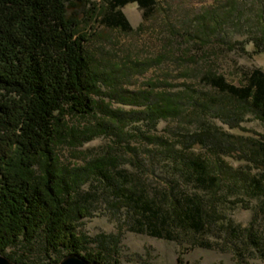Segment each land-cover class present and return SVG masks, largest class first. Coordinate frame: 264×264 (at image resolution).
<instances>
[{"label": "rangeland", "instance_id": "374dc122", "mask_svg": "<svg viewBox=\"0 0 264 264\" xmlns=\"http://www.w3.org/2000/svg\"><path fill=\"white\" fill-rule=\"evenodd\" d=\"M113 2L90 0L70 11L94 63L103 70L143 64L147 68L122 79V88L152 84L183 93L185 105L179 117L161 120L156 129L133 123L125 135L56 149L65 166L115 161L107 171L113 181L95 176L74 197L85 207L77 232L92 240L88 250L103 252L101 264H264V122L209 84L214 75L240 87L249 71L264 72V0H155L147 11L131 3L122 9L132 28L127 32L105 22ZM89 119L67 117L78 127ZM204 130L218 134L222 146L187 148V136ZM198 162L205 164L207 186L216 179L213 188L199 184L193 172ZM190 203L201 208L199 229L186 211ZM139 205L168 218L167 237L150 235ZM101 235L111 239L103 250ZM8 253L24 254L25 264H55L68 255L47 253L43 237Z\"/></svg>", "mask_w": 264, "mask_h": 264}, {"label": "trees", "instance_id": "16d2710c", "mask_svg": "<svg viewBox=\"0 0 264 264\" xmlns=\"http://www.w3.org/2000/svg\"><path fill=\"white\" fill-rule=\"evenodd\" d=\"M89 1L0 0V254L15 263L25 264V255L8 250L26 248L42 237L47 253L85 252L81 255L85 260L103 263V252L88 250L92 240L77 232L85 207L74 197L79 198L82 187L95 176L113 181L107 171L116 168L115 161L101 158L83 167L65 166L56 149L62 144L76 148L98 137L125 135L133 123L156 129L161 120L175 119L184 110L181 92L156 90L152 84L138 91L122 88V79L130 71L147 66L115 65L103 70L94 63L86 37L79 34V21L70 12ZM113 1L104 10L105 22L124 32L132 29L122 13L124 7L136 3L147 11L156 4L155 0ZM209 84L236 104L247 105L264 122V72L260 69L246 73L240 87L214 75ZM113 102L141 110L113 109ZM70 115L90 119L78 127L69 124ZM185 144L191 149L223 143L218 134L204 130L188 135ZM193 172L202 188L216 184L215 178H209L206 185L204 163L194 164ZM256 183L259 191L260 182ZM139 207L150 235L167 237L163 230L168 218L148 205ZM186 211L192 226L201 228L199 204H188ZM97 240L101 250L111 241L103 235Z\"/></svg>", "mask_w": 264, "mask_h": 264}, {"label": "water", "instance_id": "95a60500", "mask_svg": "<svg viewBox=\"0 0 264 264\" xmlns=\"http://www.w3.org/2000/svg\"><path fill=\"white\" fill-rule=\"evenodd\" d=\"M0 264H20V263H15L6 256L0 254ZM58 264H99V263L89 262L78 254H70L64 257Z\"/></svg>", "mask_w": 264, "mask_h": 264}]
</instances>
